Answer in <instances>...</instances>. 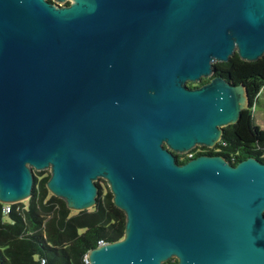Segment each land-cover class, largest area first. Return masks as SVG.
Listing matches in <instances>:
<instances>
[{"label":"water","instance_id":"obj_1","mask_svg":"<svg viewBox=\"0 0 264 264\" xmlns=\"http://www.w3.org/2000/svg\"><path fill=\"white\" fill-rule=\"evenodd\" d=\"M69 1L0 0V204L48 170L84 212L102 180L123 237L87 264H264V164L173 156L215 148L248 109L212 75L234 51L264 57V0Z\"/></svg>","mask_w":264,"mask_h":264},{"label":"trees","instance_id":"obj_2","mask_svg":"<svg viewBox=\"0 0 264 264\" xmlns=\"http://www.w3.org/2000/svg\"><path fill=\"white\" fill-rule=\"evenodd\" d=\"M226 69L227 75L224 73ZM214 70L231 85L245 87L248 109L241 111L235 125L223 129L221 140L215 147L218 152L203 148L204 153L193 151V157L219 155L232 166L252 157L264 164V130L257 127L252 118V109L264 88V57L247 63L235 55L227 63H216ZM182 158L187 159L186 156H176L178 164ZM48 177L33 172L31 197L10 205L8 222L3 221V205L0 204V264H40L41 261L44 264H86L87 253L100 242L114 243L122 239L124 215L113 206L109 192L96 184L95 207L73 212L62 200L47 192L45 183ZM165 264H176V261L171 259Z\"/></svg>","mask_w":264,"mask_h":264},{"label":"rangeland","instance_id":"obj_3","mask_svg":"<svg viewBox=\"0 0 264 264\" xmlns=\"http://www.w3.org/2000/svg\"><path fill=\"white\" fill-rule=\"evenodd\" d=\"M191 83H187V85H189ZM193 86H197L196 83L192 84ZM252 118H253V123L259 127L261 130H264V88L260 91L259 95H258V101L257 103L254 105L253 109H252ZM225 129V128H224ZM42 174L43 177H47L49 175V171H43L40 172ZM96 184L99 185V187L103 190V191H107L108 192V188L106 186V184L102 181V180H98L96 182ZM3 221L4 222H8V217L3 216Z\"/></svg>","mask_w":264,"mask_h":264},{"label":"flooded vegetation","instance_id":"obj_4","mask_svg":"<svg viewBox=\"0 0 264 264\" xmlns=\"http://www.w3.org/2000/svg\"><path fill=\"white\" fill-rule=\"evenodd\" d=\"M48 4H51V5H54V6H56V7H65V6H68L69 4H70V1L69 0H66L65 2H59V1H57V0H45ZM235 53L233 54V56H235L236 55V51H234ZM232 56V57H233ZM237 56V55H236ZM231 57V58H232ZM227 70L228 69H226V71L224 72L226 75H227ZM213 75H212V77L213 76H217V77H221V78H223L227 83H229L224 77H223V75H219V74H216V71L213 69ZM227 79H228V76H227ZM205 80V82L204 83H202L201 84V82L202 81H204ZM199 84H197V86H200V84L201 85H203V84H205V83H207L208 82V79H203ZM230 84V83H229ZM201 149H203V147H201V148H196V149H194L193 151H196V152H198V153H200V152H202V153H204V151H202ZM209 150H214V152H218V150H215V148H213V149H209ZM192 151V152H193ZM192 152L191 153H189V154H186V155H179V156H186L187 157V159H181V161L182 162H185L186 160H189V159H192V158H194L193 157V155H192ZM190 155V156H189ZM204 155H207V154H204ZM173 156H174V158L176 159V156H178V155H175V154H173ZM217 156H219V155H217ZM220 157H222V156H220ZM223 158V157H222ZM224 159V158H223ZM225 160V159H224ZM181 162V163H182Z\"/></svg>","mask_w":264,"mask_h":264},{"label":"built area","instance_id":"obj_5","mask_svg":"<svg viewBox=\"0 0 264 264\" xmlns=\"http://www.w3.org/2000/svg\"><path fill=\"white\" fill-rule=\"evenodd\" d=\"M190 156V155H189ZM10 213V205H8V204H4L3 206H2V210H1V214H2V216H6V215H8ZM103 243H99L98 245H102ZM85 263L87 264V262H86V260H85ZM40 264H44V261H41L40 262Z\"/></svg>","mask_w":264,"mask_h":264}]
</instances>
